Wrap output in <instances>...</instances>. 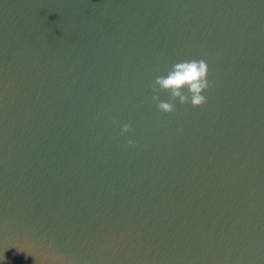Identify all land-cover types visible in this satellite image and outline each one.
<instances>
[{"label":"water","instance_id":"obj_1","mask_svg":"<svg viewBox=\"0 0 264 264\" xmlns=\"http://www.w3.org/2000/svg\"><path fill=\"white\" fill-rule=\"evenodd\" d=\"M0 264H264V0H0Z\"/></svg>","mask_w":264,"mask_h":264},{"label":"clouds","instance_id":"obj_2","mask_svg":"<svg viewBox=\"0 0 264 264\" xmlns=\"http://www.w3.org/2000/svg\"><path fill=\"white\" fill-rule=\"evenodd\" d=\"M208 66L206 61L184 60L175 63L166 75H158L152 85V101L156 107L164 113L174 111V101L180 104L190 103L193 107H198L205 103L206 97L203 93L208 89L207 79ZM167 92L169 100H161L159 93ZM130 126L124 124L121 128L122 133H127ZM133 144L132 140L128 141Z\"/></svg>","mask_w":264,"mask_h":264}]
</instances>
